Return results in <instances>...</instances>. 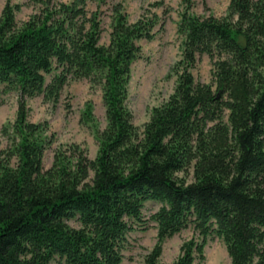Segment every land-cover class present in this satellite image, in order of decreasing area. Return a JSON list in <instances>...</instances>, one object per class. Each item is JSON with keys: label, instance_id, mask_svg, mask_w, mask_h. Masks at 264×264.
I'll use <instances>...</instances> for the list:
<instances>
[{"label": "trees", "instance_id": "obj_1", "mask_svg": "<svg viewBox=\"0 0 264 264\" xmlns=\"http://www.w3.org/2000/svg\"><path fill=\"white\" fill-rule=\"evenodd\" d=\"M35 1L21 23L11 0L0 17V103L3 92L19 91L16 119L3 128L10 143L0 147V264H49L56 255L66 264H119L147 199L162 202L151 215L158 240L148 264H195L211 234L224 239L231 264H264V0H230L224 16L188 4L177 84L141 133L128 82L157 14L130 21L117 3L102 43L100 12L86 0ZM202 53L214 58L213 82L192 71ZM70 77L101 84L107 125L94 158L73 143L45 167L53 137L47 120L29 119L27 99L58 100ZM82 119H93L91 106ZM190 169V181L178 174ZM191 224L198 236L161 261L165 239Z\"/></svg>", "mask_w": 264, "mask_h": 264}, {"label": "rangeland", "instance_id": "obj_2", "mask_svg": "<svg viewBox=\"0 0 264 264\" xmlns=\"http://www.w3.org/2000/svg\"><path fill=\"white\" fill-rule=\"evenodd\" d=\"M8 0H0V17L2 9ZM71 1V0H64ZM19 3L16 18L19 23L26 20L40 4L35 0H11ZM230 0H86L87 8L98 10L102 18L103 32L101 42L108 43L114 18V7L121 3L130 21L142 14L153 16L157 14L158 23L152 38H141L142 50L132 64L131 76L128 82L127 105L134 114V123L141 133L144 124L150 119L155 105L162 104L174 91L178 80V70L175 67L181 58L185 34L179 31L182 12L189 6L195 14H215L224 16L227 13ZM214 58L208 53L198 55L196 65L192 68L195 77L204 82H213ZM50 79V74L47 75ZM0 103V147H6L10 140L3 133L6 125L13 124L18 109L19 91L16 89L3 92ZM29 119L49 122V134L53 142L44 151V166L49 167L54 158L55 150L73 143L82 145L88 155L94 158L100 147L98 137L107 125L106 105L101 84L89 77H70L64 85L58 100L46 99L43 94H37L27 99ZM91 106L93 119L86 122L82 114ZM178 174L190 181L193 179L192 169L179 171ZM162 202L147 199L144 202L143 224L137 223L128 233V243L124 249V258L119 264H148L147 254L158 240L157 221L151 215L158 210ZM72 224L78 222L71 220ZM197 235L193 224L180 232L167 237L163 242L161 261L171 263L180 253L182 242ZM49 264H66L65 259L56 255ZM195 264H231L227 245L221 236L211 234L207 237L204 258L197 256Z\"/></svg>", "mask_w": 264, "mask_h": 264}]
</instances>
